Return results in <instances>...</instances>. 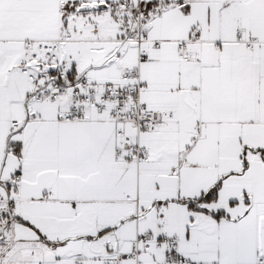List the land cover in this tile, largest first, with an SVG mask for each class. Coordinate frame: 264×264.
<instances>
[{"label":"snow or ice","instance_id":"6c2138e0","mask_svg":"<svg viewBox=\"0 0 264 264\" xmlns=\"http://www.w3.org/2000/svg\"><path fill=\"white\" fill-rule=\"evenodd\" d=\"M0 264H264V0H0Z\"/></svg>","mask_w":264,"mask_h":264}]
</instances>
